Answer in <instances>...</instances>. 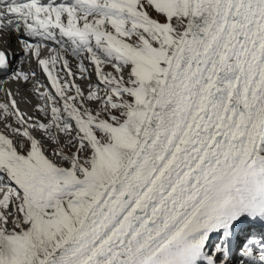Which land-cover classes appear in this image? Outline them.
<instances>
[{
	"label": "snow or ice",
	"instance_id": "6c2138e0",
	"mask_svg": "<svg viewBox=\"0 0 264 264\" xmlns=\"http://www.w3.org/2000/svg\"><path fill=\"white\" fill-rule=\"evenodd\" d=\"M4 34L50 84L0 88V264H264V0H0Z\"/></svg>",
	"mask_w": 264,
	"mask_h": 264
},
{
	"label": "bare ground",
	"instance_id": "6f19581e",
	"mask_svg": "<svg viewBox=\"0 0 264 264\" xmlns=\"http://www.w3.org/2000/svg\"><path fill=\"white\" fill-rule=\"evenodd\" d=\"M9 32H10V30H9ZM4 38H6L7 40L10 39L11 43L9 46L14 50V52L20 51L19 45L17 43V36L16 35L7 34ZM51 54H52V52H51ZM42 55L47 56V53H44ZM68 58H69L70 62L72 63L73 69L75 70L76 69L75 59L72 58L71 56H69ZM30 63H31L30 65L34 67L35 59H33V62L31 61ZM61 75L63 76V73H61ZM39 81L41 84H48V83L50 84V82L48 80L45 81L46 83L41 81V80H39ZM34 83H36V82L25 84V83H13V82H11V80H4V81L0 82V88L10 89L14 94H15V91H17L19 93L20 99H18L17 96H16V98L20 103L21 109L23 111L28 112L29 114H33L32 107L35 103L39 102V101H35L38 98L32 92V88H33ZM77 83H81V81L77 80ZM24 89H27V93H23ZM3 98H4V94H3V92H0V100H2ZM26 98H30V100H26Z\"/></svg>",
	"mask_w": 264,
	"mask_h": 264
}]
</instances>
